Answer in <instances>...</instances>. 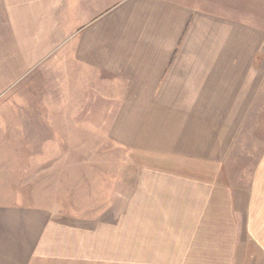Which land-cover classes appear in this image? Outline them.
Listing matches in <instances>:
<instances>
[{
    "label": "crops",
    "instance_id": "0c3cea01",
    "mask_svg": "<svg viewBox=\"0 0 264 264\" xmlns=\"http://www.w3.org/2000/svg\"><path fill=\"white\" fill-rule=\"evenodd\" d=\"M0 13L20 68L56 81L50 106L123 152L93 161L110 212L94 226L0 204V264H264V151L235 152L264 93V0H0Z\"/></svg>",
    "mask_w": 264,
    "mask_h": 264
},
{
    "label": "rangeland",
    "instance_id": "374dc122",
    "mask_svg": "<svg viewBox=\"0 0 264 264\" xmlns=\"http://www.w3.org/2000/svg\"><path fill=\"white\" fill-rule=\"evenodd\" d=\"M3 21L0 13V27ZM12 46L9 31L0 28V204H48L59 209L63 221L94 226L110 212L104 211L108 200L100 185L104 170L99 169L104 166L93 161L123 152L97 148L103 144L90 128L75 126L76 118L62 117L56 104L64 101L58 100L56 81L45 74L47 70L32 73L20 68L21 59ZM239 140L235 152L244 161L251 159V146L257 147L255 154L263 153L264 93ZM242 165L232 168L245 169ZM134 243L132 236L129 247Z\"/></svg>",
    "mask_w": 264,
    "mask_h": 264
}]
</instances>
